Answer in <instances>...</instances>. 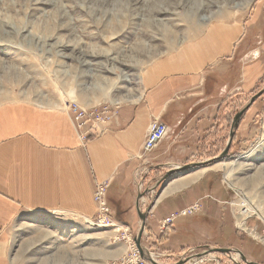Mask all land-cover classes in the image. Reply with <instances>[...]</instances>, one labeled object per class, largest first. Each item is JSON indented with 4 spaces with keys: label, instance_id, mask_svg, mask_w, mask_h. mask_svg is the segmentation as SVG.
<instances>
[{
    "label": "rangeland",
    "instance_id": "374dc122",
    "mask_svg": "<svg viewBox=\"0 0 264 264\" xmlns=\"http://www.w3.org/2000/svg\"><path fill=\"white\" fill-rule=\"evenodd\" d=\"M212 23L242 28L244 37L235 46L240 52L236 56L252 54L256 71L248 91L215 94L208 90L222 87L225 81L214 83L215 87L203 82L204 88H212L191 98L201 101L199 109L216 106L209 120L212 126L200 131L203 135L198 145L191 144L186 157L194 154L185 164L212 158L227 142L233 116L264 87V0H0V106L76 105L88 110L125 106L143 95L144 79L157 63L199 39ZM232 64L236 71L243 62ZM235 76H230L232 84L227 82L230 88L237 85ZM247 111L227 157L192 170L190 175L202 174L186 185L211 178L224 208L223 230L203 236L187 228L188 217L197 222L199 203V210L163 229L158 223L163 233L172 225L174 230H167L164 244L147 242L154 253L163 247L175 250L187 244L220 242L240 249L249 262L264 264V93ZM199 120H193L188 132L195 130ZM168 187L147 205L154 206L165 191L172 193ZM21 214L8 240L16 264H106L125 252L122 229L92 226L62 212ZM123 225L133 234L129 224Z\"/></svg>",
    "mask_w": 264,
    "mask_h": 264
},
{
    "label": "crops",
    "instance_id": "0c3cea01",
    "mask_svg": "<svg viewBox=\"0 0 264 264\" xmlns=\"http://www.w3.org/2000/svg\"><path fill=\"white\" fill-rule=\"evenodd\" d=\"M243 37L244 32L238 24H210L199 39L157 63L144 79L145 89L140 99L119 106L106 133L90 138L85 145L76 135L74 112L68 107L0 106V264H16V259L9 254L8 240L21 213L55 211L87 222L95 216L93 192L97 182L108 183L107 203L114 221L129 224L133 234L137 233L140 227L136 208L137 182L144 163L140 154L150 122L154 118L160 119L167 125L168 134L147 156L146 186L153 185L162 175H154L161 166L184 165L194 154L191 152L186 157L191 144L198 145L200 135H203L200 131L212 126L209 120L216 105L208 104L199 109L202 104L197 100L211 87L204 88L203 82L215 87L214 83L224 84L225 81L222 87L208 90L215 94L250 90L256 78L254 56L248 53L242 58L236 56L240 52L235 46ZM250 55L251 61L248 60ZM235 60L243 62L236 71L232 64ZM234 73L237 85L230 88L227 82L232 84L230 76ZM194 97L197 98L191 99ZM245 116L246 112L237 131ZM187 118L189 121H184ZM198 119L195 130L188 132L192 130L193 120ZM89 127L90 124H86L84 129ZM191 173L176 176L165 188ZM210 179H201L159 197L146 218L142 239L145 246L152 250L147 242L156 240L164 244L173 225L160 239L163 232L158 227L159 221L194 202L201 204L202 210L195 214L197 222L188 217V229L203 236H214L223 230L224 208ZM144 207L147 206L141 203L140 209ZM205 245L212 246L187 244L175 250L163 247L164 250L158 253L172 257L182 249ZM123 248L125 251L126 246ZM165 261L174 262L173 259Z\"/></svg>",
    "mask_w": 264,
    "mask_h": 264
},
{
    "label": "built area",
    "instance_id": "2783aa9c",
    "mask_svg": "<svg viewBox=\"0 0 264 264\" xmlns=\"http://www.w3.org/2000/svg\"><path fill=\"white\" fill-rule=\"evenodd\" d=\"M70 110L74 112V129L76 135L82 145H85L90 138L98 137L108 130V125L111 124V121L116 116L117 109L102 107L98 110V108L86 109L80 106H72L68 107ZM86 124H90L88 129H84ZM168 127L162 122L160 119L154 118L147 129V134L145 136V140L142 146L140 159L142 160L143 167L139 170V180L137 182V190L141 192L143 190L144 177L148 175L146 166L147 156L152 153V151L158 146V144L167 136ZM107 182H97L94 187L93 192V201L95 204V216L88 221V224L97 227L104 228H113L115 232H118L122 229V242L125 244V252L122 257L117 259H112L106 264H151L148 261H145L139 253V250L136 248L135 243L133 241V236L129 233V227L122 224V226H117L114 219L111 216V210L107 203ZM153 198V193L148 198H142V204L147 203V199L151 200ZM199 210V205L196 203L191 208L175 212L171 214L166 219L159 221L160 227L163 229L169 225H171L174 220L179 217L188 216L193 211ZM205 250H202L204 253ZM200 254L198 248H187L181 253L170 257L165 253H154L150 252L151 259L159 264H166V259H173L174 262L169 264H174L178 262L180 259L187 260L185 264H203L204 262L213 263V264H246L242 262L240 254L234 250L230 249L229 252L218 254V253H208L206 255H202L200 257H196Z\"/></svg>",
    "mask_w": 264,
    "mask_h": 264
},
{
    "label": "water",
    "instance_id": "95a60500",
    "mask_svg": "<svg viewBox=\"0 0 264 264\" xmlns=\"http://www.w3.org/2000/svg\"><path fill=\"white\" fill-rule=\"evenodd\" d=\"M264 93V87L257 92L253 97H251L249 99V101L238 111V113H236L231 121V125H230V130H229V135H228V139L225 147L223 148V150L215 157L213 158H209L203 161H197V162H192L190 164H184V165H179V166H174V165H167V166H161V168H168L166 170V172L162 175V177L160 176L156 182L153 184L151 190L149 192H153L154 190H156L159 186L160 189L163 188V186H167V184L173 179L175 178L177 175L182 174V173H186V172H191L192 170L195 169H199L201 168H206L207 166H210L212 164L221 162L222 160H224L227 157V152H229L231 143H232V139L233 136L235 134V131L238 127V124L240 122V120L242 119L244 112H246L250 106L254 103V101H256L262 94ZM143 194H138L137 195V199H136V208H137V212H138V216H139V222H140V227L139 230L137 232V234H135L134 236V243L136 248L139 250L140 256L145 260L150 262L151 264H159L155 261H153L151 259L149 250L144 246L142 238H143V234L145 231V222H146V218H147V213L149 211L150 208L146 209V210H142L140 209V199L143 197ZM230 249L228 247H223V248H210V247H206V251L202 254H198V256H196L197 258L202 256V255H206L208 253H226L229 252ZM241 255V259L246 262L245 257H243V255L240 253ZM187 260H183L180 259L179 262H177L176 264H185ZM249 264H255V263H249Z\"/></svg>",
    "mask_w": 264,
    "mask_h": 264
},
{
    "label": "bare ground",
    "instance_id": "6f19581e",
    "mask_svg": "<svg viewBox=\"0 0 264 264\" xmlns=\"http://www.w3.org/2000/svg\"><path fill=\"white\" fill-rule=\"evenodd\" d=\"M208 17V16H207ZM207 17L206 16H202L201 17V19L202 20H207ZM130 99H132V98H130ZM138 99H140V97H136V98H133L131 101L132 102H135V101H137ZM237 162V161H236ZM235 163V162H234ZM198 171V170H197ZM201 174L202 173H200V171H198V172H195V173H193L192 175H190V176H188L187 178L188 179H184V180H180V181H178L177 183L176 182H172V183H170L168 186V191L169 192H173V191H176V190H178V189H180V188H183L184 186H186L187 184H189V183H191V182H193V181H196L200 176H201ZM186 178V177H185ZM165 187L163 186V188H161V190L162 189H164ZM165 194H166V191H165ZM163 195V194H162ZM161 195V196H162ZM152 209V208H151ZM243 212H245V209L243 210Z\"/></svg>",
    "mask_w": 264,
    "mask_h": 264
},
{
    "label": "trees",
    "instance_id": "16d2710c",
    "mask_svg": "<svg viewBox=\"0 0 264 264\" xmlns=\"http://www.w3.org/2000/svg\"><path fill=\"white\" fill-rule=\"evenodd\" d=\"M247 100H248V99H245L244 103L247 102ZM244 103H243V104H244ZM243 104H242V105H243ZM242 105H241V106H242ZM241 106H240L238 109H240ZM236 133H237V130H236V132H235V134H234V136H233L232 143H233V141H234V138H235V136H236ZM225 143H226L225 141L222 143V146L220 147V149H219L217 152H215V155H218V154L223 150V148L225 147ZM232 143H231V144H232ZM230 147H231V146H230ZM229 150H230V149H229ZM215 155H213V157H214ZM166 233H167V230H166V231L160 236V239H161L162 237L166 236Z\"/></svg>",
    "mask_w": 264,
    "mask_h": 264
},
{
    "label": "flooded vegetation",
    "instance_id": "af4514ba",
    "mask_svg": "<svg viewBox=\"0 0 264 264\" xmlns=\"http://www.w3.org/2000/svg\"><path fill=\"white\" fill-rule=\"evenodd\" d=\"M211 244L212 246H214L215 248H218V247H222V246H229L228 244H225V243H220V242H214V243H209Z\"/></svg>",
    "mask_w": 264,
    "mask_h": 264
}]
</instances>
